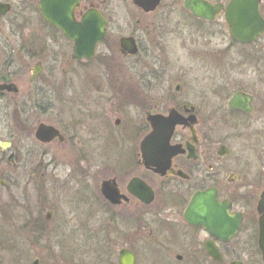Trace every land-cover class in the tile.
<instances>
[{"label": "flooded vegetation", "instance_id": "af4514ba", "mask_svg": "<svg viewBox=\"0 0 264 264\" xmlns=\"http://www.w3.org/2000/svg\"><path fill=\"white\" fill-rule=\"evenodd\" d=\"M43 1L19 0L10 22L17 46H0V113L20 95L17 56L36 62L30 69L32 87L45 76L47 84L54 83L60 59L81 66L68 75L67 105L85 112L92 127L88 137L100 141L101 153L98 164L84 151L66 154L72 172L62 185L71 196L61 221L80 223L85 264H124V258L129 264H264V34L239 43L224 12L203 20L185 8L186 0H77L76 22L98 13L106 37L91 59L76 58L75 42L46 20ZM230 1L208 2L227 7ZM0 3L10 6L0 19L11 16L16 5ZM28 11L33 21L25 18ZM261 15L264 19V0ZM222 18L230 36L224 49L214 29ZM124 38L133 40V52L123 47ZM97 60L93 71L90 65ZM10 84L17 92L4 87ZM50 86L53 91L55 85ZM35 88L20 104L27 117L55 107L46 88ZM39 125L27 132L42 147L78 136L77 122L48 125L62 140L42 143L36 139ZM0 139V160L8 164L0 174V254L26 264L27 240L35 245L43 238L55 211L43 218L47 208L39 207L33 223L19 205V231L4 229L11 202L2 194L16 155L14 138L0 133ZM44 164L42 159L31 174H41ZM95 168L99 182L91 191L86 179ZM197 194L209 197L193 211ZM61 228L55 234L61 235ZM36 261L43 264L38 258L32 264Z\"/></svg>", "mask_w": 264, "mask_h": 264}, {"label": "rangeland", "instance_id": "374dc122", "mask_svg": "<svg viewBox=\"0 0 264 264\" xmlns=\"http://www.w3.org/2000/svg\"><path fill=\"white\" fill-rule=\"evenodd\" d=\"M7 1L15 4L16 8L14 6L11 16L0 19V41H5L0 44L2 47L6 46V42H8L9 45H11L12 42L17 46V44L14 43L17 42V38L13 37L15 35L16 27L12 26L10 22L14 17L15 12L18 13L17 5L19 0ZM208 1L225 2L227 0ZM25 16L27 20L33 21V16L30 11H28ZM216 25L217 27L214 29L218 30L217 42L222 44L223 46L221 48L224 49L223 47L227 46V42L230 39L229 31L223 18L220 19ZM127 34L128 33H125L124 35ZM187 34L191 35L189 30L187 31ZM55 50L56 53L58 51L62 52L60 48H55ZM97 55H100L99 51ZM0 57L1 59H4L1 50ZM20 59V56H17L15 59L16 71L19 72L18 74L21 73L20 76L17 77V81L20 85V95L15 101L13 98H10L8 109L0 113L1 138L6 137L7 135L14 138L15 142H13L11 151L15 152L16 155L15 164L11 163L9 170L6 173L9 174V178L6 185V192L2 194L5 196L4 200H9L11 202V209L9 210L10 214L6 222L3 223L5 224L3 226L10 234H15L19 231V205L25 206L26 217L33 223L35 222L33 217L36 216L43 206L47 208L44 209L42 213L43 218L48 211H55L53 224L43 235V238L39 239L37 241L38 243L35 245L34 240H30V242H28L29 239L27 240L26 248L27 252H29L26 264H32L36 258L41 259L43 264H85L86 253L84 252V248L86 247V244L83 233L79 231V227L81 226L80 223H72L68 221V219L63 222L61 221L63 218H67L71 196L70 190L69 193L68 190H66L68 187L62 185L69 179L67 176L72 172L70 162L65 161L66 154L70 152L77 154L84 151L85 153L90 154L91 161L95 160L98 164V159L101 153L100 141H98L97 138L96 140H90L88 137V133L91 131L92 127H90L88 119L83 116L85 112L77 109L78 107L71 108L67 105L68 100L71 99L68 93V89L70 88L67 81V78H70L68 75L71 76V73L74 71L73 69H78L81 66L70 67L63 59H60L59 63L56 64L57 77L54 79L55 82L47 84V82L50 81V77L45 76L41 79V82H38V87H32L29 83L30 69L36 65V62ZM97 63L98 60L90 65L93 71H95ZM46 66L50 67L51 65L47 63ZM52 84L55 86L53 91H50V88L52 87L50 85ZM35 87L46 88L48 91L45 93L49 96L48 98L52 100L51 104L55 107L46 113H42L41 109L38 111L34 110L27 117L25 114H22V106H20V104L30 97V88ZM73 122H77L76 128L78 129L76 131L78 136L76 138L72 137L71 140H67L65 144L58 143L42 147L39 146L38 142L35 140L34 134L27 132L28 127L36 129L40 123L67 127ZM4 127H7L6 130L8 132H3ZM108 147V150L111 152L117 151V149L114 150V145H108ZM127 147L129 146L125 145L120 149L123 151ZM42 159L45 164L40 173H44L45 176L39 179L41 174L32 175L31 172L34 169V166L37 163L39 164ZM6 167H8V164L6 162H1L0 160V174ZM98 172L97 168H95L91 171V179H86V182L90 184L91 191L96 190V186L99 182V178L97 177ZM2 177L3 176H0V178ZM42 184H44V186ZM61 186H63V188ZM58 227L63 228V230L61 228V235L55 234L56 228ZM97 228V224L92 226V231L96 230L95 239L99 237L98 234H96ZM63 232H65L64 235H62ZM73 232H75V235L69 234ZM92 259L93 258H91V260ZM0 264H15L14 257L8 253L6 255L0 254Z\"/></svg>", "mask_w": 264, "mask_h": 264}, {"label": "water", "instance_id": "95a60500", "mask_svg": "<svg viewBox=\"0 0 264 264\" xmlns=\"http://www.w3.org/2000/svg\"><path fill=\"white\" fill-rule=\"evenodd\" d=\"M261 0H231L226 9L222 4H212L206 0H186L185 8L194 16L207 21H213L218 15L225 11L226 22L230 28L233 39L239 43L249 44L264 34V19L260 13ZM77 0H44L42 11L46 20L52 25L59 27L65 36L75 42L76 58L91 59L95 54L97 45L106 37V23L104 19L95 12H90L78 23L74 17V7ZM10 6L0 3V16L9 13ZM125 49L133 52V40L122 39ZM5 88L17 92L14 84L6 85ZM2 87V88H4ZM60 133L52 126L39 125L36 131V139L42 143H49ZM110 185L106 183L105 189L112 192ZM113 193V192H112ZM111 198L113 195L110 193ZM207 194H197L193 199V211L196 203L208 198ZM50 219V215H48ZM124 264H129L127 258ZM34 264H38L36 261Z\"/></svg>", "mask_w": 264, "mask_h": 264}]
</instances>
